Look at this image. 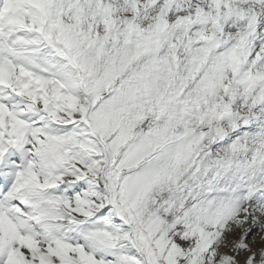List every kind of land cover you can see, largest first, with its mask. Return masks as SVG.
<instances>
[{"label": "snow or ice", "instance_id": "6c2138e0", "mask_svg": "<svg viewBox=\"0 0 264 264\" xmlns=\"http://www.w3.org/2000/svg\"><path fill=\"white\" fill-rule=\"evenodd\" d=\"M0 264H264V0H0Z\"/></svg>", "mask_w": 264, "mask_h": 264}, {"label": "rangeland", "instance_id": "374dc122", "mask_svg": "<svg viewBox=\"0 0 264 264\" xmlns=\"http://www.w3.org/2000/svg\"><path fill=\"white\" fill-rule=\"evenodd\" d=\"M259 238V233H257V239Z\"/></svg>", "mask_w": 264, "mask_h": 264}]
</instances>
